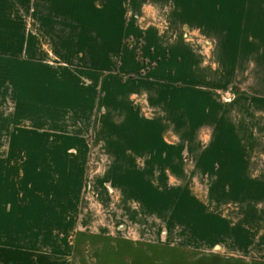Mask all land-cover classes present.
<instances>
[{"label":"rangeland","instance_id":"374dc122","mask_svg":"<svg viewBox=\"0 0 264 264\" xmlns=\"http://www.w3.org/2000/svg\"><path fill=\"white\" fill-rule=\"evenodd\" d=\"M76 1L0 0V264H67L80 228L72 264H264V37L241 21L229 67L220 20L264 0H95L122 19L89 21ZM51 72L55 97L35 92Z\"/></svg>","mask_w":264,"mask_h":264},{"label":"crops","instance_id":"0c3cea01","mask_svg":"<svg viewBox=\"0 0 264 264\" xmlns=\"http://www.w3.org/2000/svg\"><path fill=\"white\" fill-rule=\"evenodd\" d=\"M177 1H178L179 4H183V5H185V3H187V2H191V3H195V4L196 3H201V2H206V3L209 4L210 8H215L216 11H217L218 0H208V1H202V0H177ZM80 2H81V7H75L74 8V6H73L72 10L75 13L73 12L72 17H69V15H67V18L69 17L71 19H82V20L89 21V20H95V19L104 20L107 17L112 19L113 16H115L114 19H116V18H118L119 20L122 19V16H121V14H119V12L118 13H116V12L112 13L110 11L109 8L112 6L113 2H109L107 4L104 1L105 4H103L102 7H98V5L94 4V3H96L95 0H77L76 4H78ZM113 4H115V3H113ZM91 5H93L92 8L95 10L93 12L90 11V6ZM98 8H100V10ZM224 8H226V11L224 13H222V16L220 17V20L226 21V26L229 28V29H227L228 36L232 37V41L229 42L227 44V47H226L227 59H229V61H230L228 66L229 67H235V65L233 63V60H235V55H236V57H239L240 55H242V56L245 55L246 54L245 49H247V48L252 46V44L250 43L252 40L249 39V38H246V39L245 38H241V40L238 42V43H240V45H239V47H237L236 50L233 47L232 48H228V45H230V43H231V45L235 46L234 42L238 41V36H239V34L242 33V30H243V25H242L241 21H243L245 19H247V20L248 19L249 20H254V19L255 20H259L260 24H258V25L261 26L262 29H257L258 31L254 32L253 36H259V37L263 36L264 37V13L263 12H257V14L255 15L252 12H249V13L244 12L243 13L242 11H237V13H235V15L232 18V13H231V11L229 9L230 7H226L225 6ZM107 10H108V13H107ZM216 11L215 12L211 11V13H210L211 17L210 18H211V20L215 19V21H219L218 12H216ZM212 13L215 14V16L214 15L212 16ZM245 16H248V17H245ZM234 21H237V22H234ZM259 31H261V33ZM95 32H96V36H97L98 40L99 41L102 40V44L104 45L105 44V36H106L105 30L104 31L103 30H101V31L98 30V31H95ZM229 32H231V33H229ZM261 39H262V42H263L264 38H261ZM100 46L101 45L93 47V51L97 52V62L93 66V72L96 73V76H97V74L100 73L101 70L105 69V62L103 60L105 58V55H101L100 56V53L104 52L105 48H101ZM100 58H102V62H103L101 64V66H100V63H99ZM262 58H260V59H262ZM260 59H259V61H260ZM259 67L264 68V62L262 64V66L259 65ZM231 69H233V68H231ZM258 74H260V73H258ZM49 76H50L49 77L50 80L48 81V83H47V81L44 80V76H43V78L42 77L40 78V83L41 84H40V87H38V88H37V85H36V83H38V81L36 83L34 82L35 85H36L34 90H35V92H37L39 90V92H38L39 94H45L46 95L47 93H50L51 97H55L53 95L55 93H57L58 91H57V88H56V90L55 89L53 90V88L58 83H62V82L57 81L60 77L57 74L55 75L53 72H51V75H49ZM57 77H58V79H57ZM94 79H96V77H94ZM262 80L264 81V79H262ZM102 90L105 93L104 86L102 87ZM50 96H49V99H50ZM65 98L68 99L66 96H65ZM101 100H102L103 104H105V98H102ZM49 142L50 143L52 142V145H49L50 144ZM33 144H34L33 147H40V148L41 147H54V148L58 147V148H60V147H64V146L68 147L70 145L68 143V141H66V140H60V143H58L57 140H53V141L40 140V141L33 142L32 145ZM145 147H150L151 149H153L154 146H145ZM153 153L154 152L152 150V154ZM158 157L162 158V155H158L157 158ZM242 162H245V160L243 159L241 161V163ZM213 164H214V161L211 160L210 165H213ZM234 164H237V165L230 166L229 168L226 167V170L224 171L225 174L228 177L233 178V179H238V180L239 179L241 180V179H244V178L248 179V177L246 176L247 171H245L244 168H242V166H241L242 164L239 165L240 164L239 163V158L237 159V161L234 162ZM214 169H215V172H217L219 170L217 168H214ZM221 169L223 170V167ZM88 232L89 231H87L86 229L80 228V229L74 231V233L71 235L70 240L68 242L67 264H72L71 262H72V259H73L74 253H75V244L76 243L77 244L83 243L84 241H86L85 237L88 236L87 235ZM96 233L98 235V239L108 240L107 242H109V243H110V241H114L117 244L129 245V246H131L134 249V251H137L138 253L139 252L140 253L144 252V251H141V248H143L142 245H145V247H146L145 251H148L149 249L154 247L155 243H157V245L164 243V242L153 241V240H145V241H143V240H132V238L122 237V236H118V235L109 236L110 235L109 233H104V232H96ZM101 243H106V242H101Z\"/></svg>","mask_w":264,"mask_h":264}]
</instances>
